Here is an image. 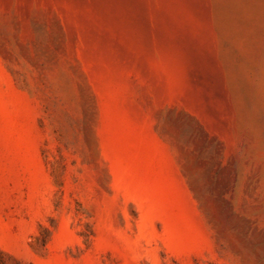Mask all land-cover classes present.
Wrapping results in <instances>:
<instances>
[{
  "label": "rangeland",
  "instance_id": "obj_1",
  "mask_svg": "<svg viewBox=\"0 0 264 264\" xmlns=\"http://www.w3.org/2000/svg\"><path fill=\"white\" fill-rule=\"evenodd\" d=\"M0 264H264V0H0Z\"/></svg>",
  "mask_w": 264,
  "mask_h": 264
}]
</instances>
